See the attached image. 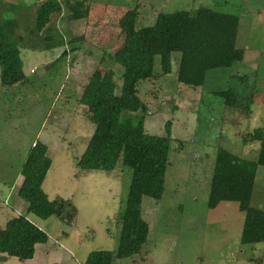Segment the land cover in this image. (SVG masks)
<instances>
[{
    "label": "rangeland",
    "instance_id": "rangeland-1",
    "mask_svg": "<svg viewBox=\"0 0 264 264\" xmlns=\"http://www.w3.org/2000/svg\"><path fill=\"white\" fill-rule=\"evenodd\" d=\"M46 1L52 0H0V20L15 17L17 33L23 37L18 47L26 79L24 85L0 84V229L9 219L25 215L27 204L17 193L23 182L21 167L34 143L45 145L51 160L44 193L49 201L69 202L76 216L66 226L53 217L41 220L26 215L46 233L48 242L36 247L32 260L4 257L0 264H84L94 252H116L118 218L131 182L132 171L121 164L110 172L77 168L76 160L94 131L79 99L89 81L112 80L115 94H120L123 67L112 58L124 40L119 21L138 2L146 12L149 4L147 0H81L88 5V16L71 21L70 6L78 0H58L62 13L54 14L51 23L36 33V12ZM200 8L239 19L236 47L244 50V59L230 70L209 71L204 85L193 89L176 81L180 56L174 54L172 76L156 86L157 107L132 115L134 120L143 116L150 136H165L170 122L172 142L161 200L142 201L141 217L148 226L143 251L112 264H264V243L240 244L244 214L238 204L207 207L219 149L246 161L258 157V142H242L247 133L264 129L263 97L255 98L251 115L246 116L226 109L214 93L230 89L242 93V76L248 77L249 88L264 91V0H163L161 11L193 15ZM154 71L160 72L158 57ZM148 89L147 82L140 85V91ZM250 204L264 211V167L257 169Z\"/></svg>",
    "mask_w": 264,
    "mask_h": 264
},
{
    "label": "trees",
    "instance_id": "trees-1",
    "mask_svg": "<svg viewBox=\"0 0 264 264\" xmlns=\"http://www.w3.org/2000/svg\"><path fill=\"white\" fill-rule=\"evenodd\" d=\"M144 4L128 10L119 21L124 35L122 46L113 54V61L123 67L122 86L115 94L112 80L89 81L79 99L87 109V117L94 131L76 166L81 171L110 172L118 164L132 171L124 209L118 218L120 235L116 252H94L84 264H112L141 254L147 241L148 226L141 217L144 198L160 201L164 193V180L168 164L171 138V123L165 125V136H150L145 132L143 116L157 107L160 80L172 76V56L179 54L175 73L179 84L200 88L206 75L213 70H230L244 59V50L236 47L239 19L234 15L200 8L195 14L182 11L165 14L161 11L163 0H147ZM67 6V3L65 4ZM71 21L84 20L88 5L78 0L70 6ZM58 0L46 1L36 14V33L42 32L54 14L62 13ZM14 19L0 20V84L13 87L26 84L22 71L21 53L18 45L23 37L17 33ZM50 39L46 37L45 42ZM74 42L72 39L70 42ZM81 38L76 42H80ZM160 60V72L154 71V61ZM110 76L114 73L110 72ZM149 84V89L140 91V85ZM243 92L230 89L217 91L216 98L224 102L226 109L238 110L251 115V105L258 95L264 99V91L249 88L248 77L242 76ZM156 89V90H155ZM264 104V100H263ZM127 113L126 117L123 114ZM138 117V116H137ZM259 143L258 157L246 161L224 149L216 153L210 182L207 207L216 208L220 203H237L244 214L241 245L264 243V211L250 204L256 172L264 167V129L243 136V145ZM51 167L47 147L34 143L21 167L23 182L17 196L27 204L25 215L6 221L0 229V258L14 257L20 261L32 260L35 247L48 242V236L26 215L38 219L56 218L66 226L75 220L76 210L67 201H49L42 189Z\"/></svg>",
    "mask_w": 264,
    "mask_h": 264
},
{
    "label": "crops",
    "instance_id": "crops-1",
    "mask_svg": "<svg viewBox=\"0 0 264 264\" xmlns=\"http://www.w3.org/2000/svg\"><path fill=\"white\" fill-rule=\"evenodd\" d=\"M37 246H39V245H37ZM37 246H36V247H37ZM42 246H43V245H42ZM36 247H35V253H36V249H37ZM34 256H35V255H34ZM33 259H34V258H33Z\"/></svg>",
    "mask_w": 264,
    "mask_h": 264
}]
</instances>
